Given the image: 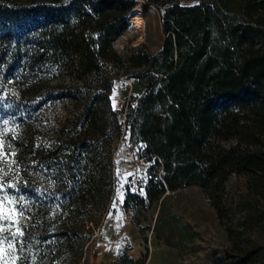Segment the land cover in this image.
<instances>
[{"label": "trees", "instance_id": "trees-1", "mask_svg": "<svg viewBox=\"0 0 264 264\" xmlns=\"http://www.w3.org/2000/svg\"><path fill=\"white\" fill-rule=\"evenodd\" d=\"M142 1L164 6L155 53L113 46L139 0H0V177L16 185L9 197L24 198L23 216L19 203L10 208L24 231L20 255L86 264L127 138L153 161L144 195L126 185L122 203L142 233L150 209L153 230L166 215L173 232L168 195L201 187L228 234L217 263L264 264V0ZM121 77L143 90L116 108ZM233 174L246 188L234 213Z\"/></svg>", "mask_w": 264, "mask_h": 264}, {"label": "rangeland", "instance_id": "rangeland-1", "mask_svg": "<svg viewBox=\"0 0 264 264\" xmlns=\"http://www.w3.org/2000/svg\"><path fill=\"white\" fill-rule=\"evenodd\" d=\"M196 2L197 0L182 1L183 4ZM138 5L143 18L142 28L136 29L129 19L130 28L113 42V46L118 50H124L143 44L149 52H158L165 39L161 20V10L164 6L150 4L144 9L145 3L142 0H139ZM142 90L136 78L117 79L112 92L113 106L120 108L125 101L139 95ZM140 148L141 144L132 145L127 138L119 142L115 154L117 174L113 201L115 207L112 205V210L102 221L91 246L84 253L86 264H141L140 258H144L143 264H218V258L224 255L229 246L228 234L217 210L201 187H184L168 195L165 208L166 212L175 213V217H171L173 232L170 231L164 215L158 235L153 230L156 211L150 209L148 219L141 222L142 225L150 224V228L142 233L133 221L132 212L122 208L121 198H124L126 185L129 189L135 188L134 192L144 195L146 171L153 161L141 157ZM245 191V179L233 174L226 187L227 203L233 213L239 212L236 206L243 200ZM5 209L12 220L13 214L8 205H5ZM240 215L241 213H237V216ZM2 226L7 228V221L3 222ZM143 234L146 236L145 240ZM167 237L174 242L177 240L179 246L169 245ZM4 247L6 248V244ZM124 253L133 260L125 259ZM6 264H17V260L13 261L8 257Z\"/></svg>", "mask_w": 264, "mask_h": 264}, {"label": "snow or ice", "instance_id": "snow-or-ice-1", "mask_svg": "<svg viewBox=\"0 0 264 264\" xmlns=\"http://www.w3.org/2000/svg\"><path fill=\"white\" fill-rule=\"evenodd\" d=\"M2 99V98H0ZM4 155L0 152V159H3ZM9 171L11 167L9 166ZM7 175V173H5ZM16 189V185L13 183L5 184L3 178L0 177V264H6V260L10 257L13 261L19 259L20 264H35V260L32 258H23L20 254L24 252L25 243L23 241L24 231L21 227L17 226V221L10 220L9 214L5 209V205H8L14 212L17 211L15 205L19 203L21 205L19 213L23 216L25 210L23 205V197L19 201L16 200L15 196L9 197L6 189ZM130 190L135 191V188H130ZM119 193V189L117 190ZM142 191V190H141ZM121 203H123V198H121ZM115 207V204L113 205ZM7 221L8 227L2 226L3 222ZM15 228V231L12 229ZM6 244V248L4 245ZM19 244V252L17 251L16 245ZM5 253L7 254L5 256Z\"/></svg>", "mask_w": 264, "mask_h": 264}, {"label": "bare ground", "instance_id": "bare-ground-1", "mask_svg": "<svg viewBox=\"0 0 264 264\" xmlns=\"http://www.w3.org/2000/svg\"><path fill=\"white\" fill-rule=\"evenodd\" d=\"M131 23L134 25L136 29H141L143 26V18L141 15L140 6L136 7L133 12L129 15ZM144 33V32H143Z\"/></svg>", "mask_w": 264, "mask_h": 264}, {"label": "water", "instance_id": "water-1", "mask_svg": "<svg viewBox=\"0 0 264 264\" xmlns=\"http://www.w3.org/2000/svg\"><path fill=\"white\" fill-rule=\"evenodd\" d=\"M129 17V16H128Z\"/></svg>", "mask_w": 264, "mask_h": 264}]
</instances>
